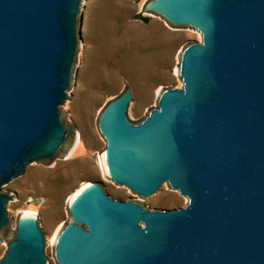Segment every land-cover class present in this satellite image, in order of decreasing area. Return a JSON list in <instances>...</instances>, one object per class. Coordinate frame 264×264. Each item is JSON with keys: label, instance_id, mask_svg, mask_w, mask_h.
<instances>
[{"label": "water", "instance_id": "water-1", "mask_svg": "<svg viewBox=\"0 0 264 264\" xmlns=\"http://www.w3.org/2000/svg\"><path fill=\"white\" fill-rule=\"evenodd\" d=\"M82 0H0V264H47L37 216L11 230L1 188L31 163L63 158L76 138L68 99ZM143 11L202 43L178 56L181 88L128 119L125 88L98 114L104 175L139 198L167 187L188 199L153 209L85 182L52 244L57 264H264V0H148Z\"/></svg>", "mask_w": 264, "mask_h": 264}, {"label": "rangeland", "instance_id": "rangeland-1", "mask_svg": "<svg viewBox=\"0 0 264 264\" xmlns=\"http://www.w3.org/2000/svg\"><path fill=\"white\" fill-rule=\"evenodd\" d=\"M147 1H81L82 27L75 70L68 99L59 108L79 133L86 152L73 158L67 153L49 165L33 162L20 177L1 188V193H9L14 199L6 205L11 230H15L16 219L24 210H36L45 237L47 264H57L50 240L70 219L66 210L69 196L85 182H97L114 200H138L150 210L188 204V199L169 189L167 183L153 196L141 199L107 179L99 164V152L106 142L97 130L96 120L104 105L127 88L132 93L128 119L136 122L145 117L147 109L157 108L156 99L162 89L183 86L177 76L183 47L202 43L196 29L170 27L160 16L143 11ZM139 16L149 21L144 23ZM7 249V243L1 240L0 259Z\"/></svg>", "mask_w": 264, "mask_h": 264}, {"label": "bare ground", "instance_id": "bare-ground-1", "mask_svg": "<svg viewBox=\"0 0 264 264\" xmlns=\"http://www.w3.org/2000/svg\"><path fill=\"white\" fill-rule=\"evenodd\" d=\"M85 152H86V148H85V146H84V144H83V142H82V140H81V137H80L79 133H77V134H76L75 141H74V143H73L71 149H70L69 152H68V157H69V158H73V157H76V156L82 155V154H84ZM98 158H99V157H98ZM99 164H100V167H101L100 158H99ZM101 169H102V167H101ZM102 171H103V169H102ZM83 184H84V183H83ZM75 192H76V191H75ZM75 192H73V193H75ZM73 193H72V194H73ZM72 194H71V195H72ZM71 195H70V196H71ZM70 196H69V197H70ZM22 213H31V214H34V215L37 214V213H36V210H34V209L31 208V207L28 208L27 210H24ZM57 234H58V233H55L54 236L52 237V239L50 240V243H51V244H53L54 239L56 238Z\"/></svg>", "mask_w": 264, "mask_h": 264}, {"label": "trees", "instance_id": "trees-1", "mask_svg": "<svg viewBox=\"0 0 264 264\" xmlns=\"http://www.w3.org/2000/svg\"><path fill=\"white\" fill-rule=\"evenodd\" d=\"M139 19H141L144 23H147L149 21V19L147 17H138Z\"/></svg>", "mask_w": 264, "mask_h": 264}]
</instances>
